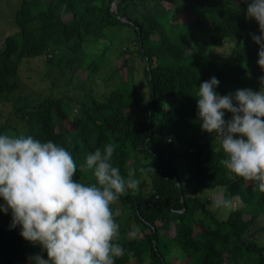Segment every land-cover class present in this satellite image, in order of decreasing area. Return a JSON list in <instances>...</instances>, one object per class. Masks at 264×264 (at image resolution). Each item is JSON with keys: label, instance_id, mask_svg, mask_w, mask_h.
<instances>
[{"label": "trees", "instance_id": "1", "mask_svg": "<svg viewBox=\"0 0 264 264\" xmlns=\"http://www.w3.org/2000/svg\"><path fill=\"white\" fill-rule=\"evenodd\" d=\"M0 1L15 3L16 25L0 36V103L11 102L16 118L0 117V134L64 147L77 164L74 179L86 184L94 182L86 156L108 143L125 179L136 170L137 189L111 206L119 213L114 242L125 250L115 264H264V193L220 164L225 154L202 131L196 106L211 77L220 95L260 88L250 35L259 29L246 19L245 0ZM27 57H41L62 83L52 80L37 98L17 94ZM212 191L233 209L216 208ZM11 221L10 209L0 211V264L46 259Z\"/></svg>", "mask_w": 264, "mask_h": 264}, {"label": "clouds", "instance_id": "2", "mask_svg": "<svg viewBox=\"0 0 264 264\" xmlns=\"http://www.w3.org/2000/svg\"><path fill=\"white\" fill-rule=\"evenodd\" d=\"M245 2L246 19L258 25L259 35H250L259 46L257 64L264 71V0ZM258 79V90L220 95L215 91L220 82L211 77L199 85L196 106L202 131L214 134L225 154L220 164L264 193V75ZM225 112L231 114L227 120ZM114 148L108 143L86 156L94 177L86 184L74 179L77 164L64 147L30 135L0 134V211L10 209V227L19 225L20 235L46 252V259L39 253L30 256L34 264H115L124 255L114 242L119 213L114 215L111 206L126 188L137 189L140 180L136 170H129L125 179L113 166ZM214 206L231 210L234 202L221 192Z\"/></svg>", "mask_w": 264, "mask_h": 264}, {"label": "rangeland", "instance_id": "3", "mask_svg": "<svg viewBox=\"0 0 264 264\" xmlns=\"http://www.w3.org/2000/svg\"><path fill=\"white\" fill-rule=\"evenodd\" d=\"M15 3L7 4L6 2L0 1V36L7 33H12L16 29V25L13 20V11ZM41 57H27L23 58L19 68L18 74L20 78V85L17 90V94L28 95L29 97L37 98L48 92L47 84H51V81H55L56 84L62 83L60 79L62 76L58 71L51 70L50 67L46 70L45 63L41 60ZM77 75L80 77L78 80L85 78L86 73L82 70L77 69ZM78 83H80L78 81ZM83 83V82H81ZM101 89V88H98ZM69 94L74 93V87H68ZM11 102L5 101L0 103V117H12L11 121L15 122L16 118L11 115ZM231 175V172H229ZM217 192L212 191L211 198L217 197ZM0 204H4L3 199L0 200ZM264 225V220H262ZM262 226V225H261ZM172 234L173 232H169ZM260 240H264V231L257 232Z\"/></svg>", "mask_w": 264, "mask_h": 264}, {"label": "water", "instance_id": "4", "mask_svg": "<svg viewBox=\"0 0 264 264\" xmlns=\"http://www.w3.org/2000/svg\"><path fill=\"white\" fill-rule=\"evenodd\" d=\"M112 11H113L114 14H116V10H115V5L114 4L112 6Z\"/></svg>", "mask_w": 264, "mask_h": 264}]
</instances>
